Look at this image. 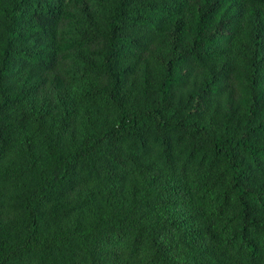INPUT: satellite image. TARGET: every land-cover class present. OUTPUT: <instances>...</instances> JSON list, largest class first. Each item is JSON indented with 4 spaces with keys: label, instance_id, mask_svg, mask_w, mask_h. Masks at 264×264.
Listing matches in <instances>:
<instances>
[{
    "label": "trees",
    "instance_id": "1",
    "mask_svg": "<svg viewBox=\"0 0 264 264\" xmlns=\"http://www.w3.org/2000/svg\"><path fill=\"white\" fill-rule=\"evenodd\" d=\"M83 2L0 0V264H264V0H94L87 26ZM78 61L112 124L30 167L6 114L66 91ZM156 171L193 188L76 226L88 190ZM177 193L185 241L157 219Z\"/></svg>",
    "mask_w": 264,
    "mask_h": 264
},
{
    "label": "rangeland",
    "instance_id": "2",
    "mask_svg": "<svg viewBox=\"0 0 264 264\" xmlns=\"http://www.w3.org/2000/svg\"><path fill=\"white\" fill-rule=\"evenodd\" d=\"M93 2L94 0H84L79 8L86 26L92 14L90 7ZM83 68L79 66V61L78 67L72 68L76 80L66 91L54 95L46 92L41 96H33L6 114L17 124L24 126L25 130L9 140L8 146L30 167L38 166L40 156L57 137L73 147L79 145V140L83 141L91 134H99L112 124V114L108 110H99L103 105L96 106L95 103L102 102L104 96L99 94L96 86L91 87V76ZM185 187L193 188V184L185 177L177 175L162 179L157 171L145 176L143 180L130 179L123 189L121 185L110 188L95 186L81 197L86 203V210L83 220L76 226L91 231L95 226L114 218L124 205L161 195L165 189L183 190ZM174 199L176 205L160 212L157 219L174 223L173 230L185 241L191 233L189 215H184L188 208L180 193L175 194ZM235 215L237 212L231 210L224 222L219 224L218 229L224 240L232 233L233 225L230 220ZM70 232L75 234L73 230ZM180 256L176 255L178 260L181 259Z\"/></svg>",
    "mask_w": 264,
    "mask_h": 264
}]
</instances>
